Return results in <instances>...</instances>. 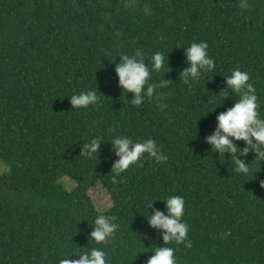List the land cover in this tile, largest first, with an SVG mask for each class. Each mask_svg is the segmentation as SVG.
I'll list each match as a JSON object with an SVG mask.
<instances>
[{"label":"trees","instance_id":"1","mask_svg":"<svg viewBox=\"0 0 264 264\" xmlns=\"http://www.w3.org/2000/svg\"><path fill=\"white\" fill-rule=\"evenodd\" d=\"M245 2L0 0V162L8 166L0 175V264H58L92 247L108 264H147L164 243L146 221L147 206L172 195L184 198L189 226L185 243L166 245L177 264H264V160L250 152L241 157L249 173L237 174L227 154L204 143L216 115L239 99L232 93L221 105L215 95L233 69L249 73L264 119V0ZM200 41L215 71L186 84L180 47ZM137 50L149 66L153 53L168 55L150 83L173 81L159 89L163 99L139 107L114 70L118 55ZM96 88L98 104L71 109L68 96ZM118 136L153 139L168 159L145 154L114 183L110 141ZM94 137L100 153L84 155ZM64 178L74 183L70 191ZM96 184L112 202L102 212L88 195ZM98 214L119 226L106 245L89 242Z\"/></svg>","mask_w":264,"mask_h":264},{"label":"clouds","instance_id":"2","mask_svg":"<svg viewBox=\"0 0 264 264\" xmlns=\"http://www.w3.org/2000/svg\"><path fill=\"white\" fill-rule=\"evenodd\" d=\"M126 6H131L128 4ZM241 8L248 7L245 0H241ZM147 13L149 8L145 7ZM184 49L185 64L187 65L179 72V78L184 83L200 79L201 75L215 71L216 62L208 53V44L205 41L193 42ZM119 61L115 62V73L118 78V85L123 92L131 93L129 100L133 106L139 107L145 100L163 99L158 95L159 89L167 87L173 81L161 79L157 83H150L151 74L159 72L164 66L167 57L163 52H155L151 56L150 66L145 63L144 54L137 50L134 55L120 54ZM225 87L216 96H222L224 100L234 93L239 95L232 107L216 115V126L214 130L204 137V143L209 145L210 151L225 158L231 159L235 165L234 171L237 174L247 175L250 171V164L241 157H247L251 152L255 159L264 160V119L258 111V97L256 89L250 83V75L239 68L233 69L231 74L224 77ZM95 90L82 91L79 94L68 96L71 109H87L98 104L99 97ZM212 112V111H211ZM243 142L241 147L237 142ZM99 138H91L82 145V153L92 156L100 153L101 144ZM110 152L116 159L113 162L111 171L114 173L113 182L131 165L138 164L147 154V158L155 160L156 163L166 162L168 157L163 154L155 140L147 139L134 142L126 136H118L111 141ZM264 187V181H261ZM162 201L164 209L153 207L154 201ZM148 225L157 230L163 240V246H157L147 260V264H177L175 249L166 246L170 242L176 244L185 243L188 237L189 226L182 219L185 212V200L182 196L172 195L165 199H154L148 204ZM115 217L105 214H98L90 224L91 231L89 242L97 244H108L118 229ZM191 246L190 241L186 243ZM76 256L78 259H71ZM58 264H108L107 253L101 248H89L88 251L79 254L71 253L65 258H60Z\"/></svg>","mask_w":264,"mask_h":264},{"label":"rangeland","instance_id":"3","mask_svg":"<svg viewBox=\"0 0 264 264\" xmlns=\"http://www.w3.org/2000/svg\"><path fill=\"white\" fill-rule=\"evenodd\" d=\"M7 171H8V166L5 163L0 162V175ZM62 182L65 188L68 189L69 191L74 187V183L67 178H64ZM88 195L92 200L95 209L98 210L99 212L107 210L112 205L109 195L104 190V188L99 184H96L93 188H91L88 191Z\"/></svg>","mask_w":264,"mask_h":264}]
</instances>
